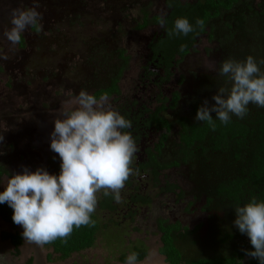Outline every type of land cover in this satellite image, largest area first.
I'll return each mask as SVG.
<instances>
[{
  "label": "rangeland",
  "instance_id": "374dc122",
  "mask_svg": "<svg viewBox=\"0 0 264 264\" xmlns=\"http://www.w3.org/2000/svg\"><path fill=\"white\" fill-rule=\"evenodd\" d=\"M38 2L42 20L25 31L23 44L14 46L4 37L11 27V11L31 7L33 0H0V56L6 57L0 59V135L4 136L0 142V191L24 166L32 171L44 167L50 174H59L60 158L50 150L53 121L62 106H67L66 101L81 90L91 94L106 87L124 69L120 82L123 102L138 99L150 103L157 92L146 81L145 68L149 44L163 29L150 25L139 30L137 26L143 23L146 11L165 16L166 0ZM121 49L129 57L125 67ZM249 55L264 59V0H241L210 21L206 33L179 64L177 75L184 76L185 82L178 86L181 99L171 117L184 116L199 123L195 116L203 102L214 104L217 90L231 87L225 77L210 69H218L224 60L243 61ZM173 82L179 84L177 79ZM116 102L108 98L105 106L119 111ZM248 108L243 119L231 118L252 129L247 138L217 147V137L212 134L191 149L188 163L162 173V181L177 183L182 195L161 194L147 178L133 174L121 189L115 211L101 210L103 191L97 193L94 213L103 230L96 245L65 259L45 244L23 240L21 226L0 219V264H125L120 258L129 255L130 242L137 240L148 247V256L137 264H166L159 252V219L181 225L174 237L184 262L217 256L249 262L250 256L243 250H250V240L234 226V208L253 198L264 201V185L251 176L264 108L254 104ZM212 116L215 118V113ZM176 131L174 128L164 150L168 160L178 155ZM137 189L151 196L152 202L130 208L129 197ZM5 232L21 235L19 253L3 238Z\"/></svg>",
  "mask_w": 264,
  "mask_h": 264
},
{
  "label": "clouds",
  "instance_id": "9594fccd",
  "mask_svg": "<svg viewBox=\"0 0 264 264\" xmlns=\"http://www.w3.org/2000/svg\"><path fill=\"white\" fill-rule=\"evenodd\" d=\"M38 0L26 8L11 11V27L4 37L12 44L21 42L25 31L38 25L42 14ZM159 26L169 37L187 36L195 27H204V20L195 25L186 17L175 19L172 27L161 17ZM0 59H6L0 56ZM264 59L249 55L243 61L227 59L220 63L218 75L230 82V88L221 87L198 108L195 120L207 122L215 130V120L230 123L232 116L243 119L254 104L264 108ZM106 96L97 97L86 90L66 101L50 133V150L60 158L59 174H50L46 168L35 171L27 166L21 173L11 175L3 191L0 204L12 210V220L22 227L23 240L37 245L66 240L74 228L89 225L97 206V193L112 195L120 202V192L133 173L131 164L137 155L136 141L130 131L132 121L110 105ZM212 113H215L213 118ZM4 136L0 135V142ZM235 210L234 226L245 234L252 250L244 249L246 256L264 264V201L253 198ZM138 254L131 253L125 264H137Z\"/></svg>",
  "mask_w": 264,
  "mask_h": 264
},
{
  "label": "trees",
  "instance_id": "16d2710c",
  "mask_svg": "<svg viewBox=\"0 0 264 264\" xmlns=\"http://www.w3.org/2000/svg\"><path fill=\"white\" fill-rule=\"evenodd\" d=\"M241 0H195L193 2H182V0H166L167 7L170 10V14L166 17L167 28H171L175 19L179 17L188 18L189 22L195 25L197 19H203L205 24L203 29L199 26L195 27V31L189 33L187 36L169 37L164 29V34L156 41L151 43V48L154 53V58L158 59V63L166 68L174 64L173 60L176 56L182 59L186 54H188L195 46L198 38L206 33L207 27L210 21L218 16L223 10H230ZM143 23H140L137 28L144 29L150 24H159L160 16L149 17V12H144ZM21 44H23V39H21ZM121 56L127 63L128 58L125 56V50H121ZM122 71L115 78L113 84L106 88L98 91L95 95L97 97L112 95L119 96L121 94V89L119 86V80L121 78ZM177 99V96L175 97ZM176 104V100H175ZM160 120L159 118H156ZM162 126H167L166 122L160 121ZM215 130L207 122L204 125L196 124L192 127L193 136L189 134V131L184 130L181 133L182 140L187 145H192L195 141H199L205 138L207 132H212V134L217 137V147H221L222 144L230 142L235 139L240 141L241 139L247 138L252 129L245 123H240L236 121H230L229 124L224 125L219 120H215ZM259 136V146L256 150L255 163L253 166V172L251 173L252 178L256 183L264 185V117L260 120L259 126L257 128ZM163 145V140L160 143V148ZM153 158L154 168V178L158 183V176L161 169H167L172 166H176L178 162H171L167 164H161L157 157L151 155ZM132 167V164H131ZM141 167H145L142 164ZM1 175V173H0ZM179 188L178 185L173 183H168L162 191L166 192H176ZM133 204L139 206L149 205L152 198L148 195H142L135 193L131 200ZM116 200L112 195L104 196L100 201V208L103 211H115ZM135 212H131L134 215ZM13 210L5 203L0 204V219L13 224L12 220ZM181 225L178 222L171 223L168 220L160 219L158 222V229L161 233L162 245L159 252L165 257L166 264H258V260L250 257L249 262H244L242 258L234 257H211V258H201L198 260H193L189 262L183 261V255L179 247L176 245L174 233L179 230ZM103 230V224L99 217L93 212L91 215V222L89 225L81 226L79 228H74L71 235L66 239H57L52 243L45 244L46 246L52 248L56 253L60 255L62 259L70 257L74 253L81 252L83 250L92 248L96 245L97 239L100 232ZM3 238L8 239L14 245L16 253H19L20 246L22 245V237L19 233L5 232L3 233ZM125 238H123V241ZM250 250H252V245H250ZM138 254V261L144 260L148 256V247L143 240H137L130 242L129 244V254ZM127 253H124L120 260L125 262Z\"/></svg>",
  "mask_w": 264,
  "mask_h": 264
},
{
  "label": "flooded vegetation",
  "instance_id": "af4514ba",
  "mask_svg": "<svg viewBox=\"0 0 264 264\" xmlns=\"http://www.w3.org/2000/svg\"><path fill=\"white\" fill-rule=\"evenodd\" d=\"M182 2H185V1H182ZM169 14H170V10L168 8V13L163 17L166 18ZM153 16L162 17L161 15H158V14L149 13L150 18H152ZM150 25L159 26V24H150ZM163 34H164V29L162 33L155 34V36L153 37L152 41L149 44L151 53L149 56L148 64L146 65V68H145V79L146 81H150L152 85L155 86L157 89V92L155 96L153 97V99H151V102L150 103L140 102L138 99L135 101L123 102L121 98L122 91L119 96L112 95L111 97H108V98L116 99L117 100L116 103L119 105V112L122 115H124L127 119H130L132 121V125H133L132 128L126 131H130L132 133L136 141L137 148L139 149V152H137L136 158L133 159V162H132V169H133L132 174L134 176H138V177L142 176V177L147 178L150 182L155 184V186L159 189L161 194L171 193V194H176L180 196L182 195L180 186L177 183L172 182L170 180H166L165 182H163L161 179L162 173L164 171L179 167L183 162L188 163L191 158V153H190L191 149L197 143L206 140L208 137H211L212 132L211 131L207 132L205 138L202 139V141L201 140L195 141L191 146L187 145L182 140V137H181L182 131L187 130L189 131V134L193 136L194 133L192 131V127L196 124L204 125V123L202 122H199V123L192 122L190 121L189 118L184 117V116H179L175 118L171 117L172 116L171 113L178 107L179 101L181 99V94L178 90V86L185 82L184 76L178 77L177 69L179 67V64L187 57V55L191 53L193 49L188 54H186L182 59H180L179 56H176L173 60L174 64L172 66H169V68H166L165 66H162L158 63V59L154 58V53L151 48V43L158 40ZM125 54H126V50H125ZM128 62H129V58H128L127 63L126 62L124 63V67L128 65ZM121 71H124V69H121ZM119 73L113 79L110 80V83L108 84V86L99 88L93 91L91 94L95 95L98 91L110 87L113 84L115 78L119 75ZM175 79H177V82H179V84H174L173 81ZM120 82H121V78L119 80V86H120ZM176 96H177V99L175 98ZM175 100H176V104H175ZM156 118H159L160 120ZM160 121L166 122L167 126H162ZM174 128H177L176 134L178 137V142H177L178 144L177 154L178 155L174 159L168 160L165 158L164 150L168 145L169 138L172 135ZM162 140H163V145L160 148V143L162 142ZM151 155H154L155 157H157L161 164H167L171 162H178L179 164L176 166L167 168V169H161L159 172V176H158L159 180L157 183L153 175L155 166L152 163L153 158ZM142 164H145V167H141ZM130 176L127 181H130ZM168 183L176 184L179 186V188L176 190V192L162 191L163 188L166 187ZM135 193L142 194V195H148V194L142 193L141 189L135 190L132 193V195L129 197L130 208L139 206V205L133 204L130 201L132 196ZM132 212H134V210Z\"/></svg>",
  "mask_w": 264,
  "mask_h": 264
}]
</instances>
